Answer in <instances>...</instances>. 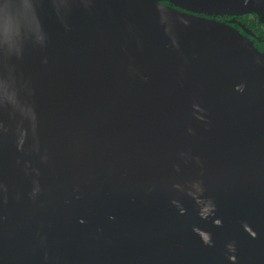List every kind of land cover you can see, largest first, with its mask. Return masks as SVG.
<instances>
[{"label": "water", "instance_id": "95a60500", "mask_svg": "<svg viewBox=\"0 0 264 264\" xmlns=\"http://www.w3.org/2000/svg\"><path fill=\"white\" fill-rule=\"evenodd\" d=\"M251 11L0 0V264H264Z\"/></svg>", "mask_w": 264, "mask_h": 264}, {"label": "flooded vegetation", "instance_id": "af4514ba", "mask_svg": "<svg viewBox=\"0 0 264 264\" xmlns=\"http://www.w3.org/2000/svg\"><path fill=\"white\" fill-rule=\"evenodd\" d=\"M169 5L175 6L173 3L168 1ZM228 11V10H227ZM206 16H210L216 18L221 21H231L235 19L236 23H244L247 28H249L255 36L259 38H264V22L261 21L260 15L256 11H251L244 13L242 15H232L229 12L223 14H217L213 12L212 14L204 13ZM244 17V19H242ZM259 45H263V43H259Z\"/></svg>", "mask_w": 264, "mask_h": 264}, {"label": "trees", "instance_id": "16d2710c", "mask_svg": "<svg viewBox=\"0 0 264 264\" xmlns=\"http://www.w3.org/2000/svg\"><path fill=\"white\" fill-rule=\"evenodd\" d=\"M242 19H244V17Z\"/></svg>", "mask_w": 264, "mask_h": 264}]
</instances>
